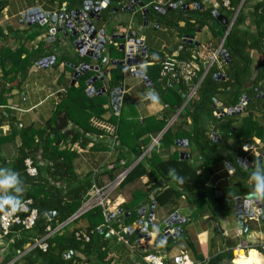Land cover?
<instances>
[{
    "label": "crops",
    "instance_id": "1",
    "mask_svg": "<svg viewBox=\"0 0 264 264\" xmlns=\"http://www.w3.org/2000/svg\"><path fill=\"white\" fill-rule=\"evenodd\" d=\"M146 1L147 4H149L153 0ZM245 1L246 0L236 9L238 13L244 5L243 13L247 17L245 24H243L241 28L243 30L248 27L250 23L248 16L252 11V7L259 0ZM182 2L188 5L199 4L203 10H196H212L227 19L228 23H230L233 18L232 14L234 9L230 5L228 9L224 8L222 6V0H182ZM111 7L101 13V21L97 23L95 21L93 22L95 28L98 30L103 28L108 35V39L112 34L122 35L123 32H129L133 29L136 35L142 38L144 46L148 48L146 60L141 61L142 64H146L144 67H150L154 63L159 64L165 56L176 53L178 47L182 44L183 37L189 36L193 37L195 43H198V48L194 47V49L198 50L203 57V59L198 61L199 78H201L206 72L204 61L207 60L211 53L219 49L222 42V39L220 40L218 37L217 27L211 30L212 23H207L202 29L189 31L180 36L178 35V29L181 30L185 26L183 22H178L175 19H166V21H164L163 24H159L155 30V21H151L146 28H142V17L138 8H135L134 15H128L121 11L116 13L114 9L117 8V6ZM33 8L40 9L42 13L57 15L66 8V4L63 3L59 5L50 0H6L4 8L0 10V31L3 34L0 36V47L8 46L11 49H15L19 44H23L25 48L30 51L36 49L39 44H42V51L39 54L42 58L39 59V62L43 60V58L55 57L54 63L59 64L57 66L52 64L47 68L35 67V65H33L29 69L27 77L20 89L13 88L10 91H5L2 95L4 105L0 106L1 136L8 138L13 137L11 141L0 144V157L6 162H10L17 157L21 145L19 136L13 134L14 130L17 133L21 127L30 125L42 128L46 122L51 120L53 110L59 98L64 96L71 88L70 83L73 71L68 65L78 66L81 63L91 66L97 65L96 62L88 59L80 60V58L75 55L70 42L65 39L59 38L55 42H47L45 40V35L47 34L49 26L41 28L37 24L27 25L23 22L22 15ZM179 10L180 9H177L175 11ZM215 23L219 29L222 28V25H220L216 19ZM248 28L251 33L255 32L253 25ZM22 32H38L39 36L35 40H26L27 34H21ZM200 46H207L208 51L201 52ZM109 57L110 59L119 60L121 55L119 53H110ZM250 57L253 61L254 77L257 72V64L263 60V57L254 52H250ZM62 58L67 59V61L62 62ZM223 64H225V62L221 58L220 63L214 66L220 71L219 73L224 77V80H226L223 74ZM144 67H142V71ZM112 69L114 68L108 65L103 72H101L106 79V89L109 87ZM143 74L149 81L144 72ZM8 79L3 77L0 72V80L6 86H9V82H7ZM74 87H77V83ZM101 87L102 84L99 82L94 85L96 90ZM117 88L121 89L122 101L123 98H126L129 103V106L124 108V118L128 122L138 123L139 126H141L145 120L151 117H159L163 114L165 109L162 102L157 97L156 90L152 86L148 88L141 77L127 72L125 73L122 68L121 79L118 82ZM150 92L152 93V97L155 98L154 100L148 96ZM262 92L264 93L263 86L259 93ZM257 101L259 104L254 106L251 113L253 120L263 129L264 137V95L263 98H261L258 94ZM188 102L186 97L181 108L175 115H172L166 126L165 132L170 128L172 133H176L180 125L185 131H190V120H186L187 125H184L183 119L181 116L179 117ZM217 102L223 105L222 102ZM247 103H249L248 100L246 101V104ZM106 107L112 108L109 100ZM121 108L122 102L119 111ZM245 114L244 107V110L239 116H234L237 121L236 126H239V122ZM109 117L110 113L108 111L104 118L108 119ZM124 130L125 145L120 143L117 150L110 151L101 145L91 144L89 142L85 148H80V150L74 152L75 155L73 159H71V166L75 180L79 182L84 181L88 179V177H91L93 173L99 171L101 176L97 178L96 183L101 187L112 185L116 175L122 172H125V175H127L138 164H143L145 170L150 172L151 169L147 161L152 158V150L156 152L160 161L167 160L173 154L178 155L179 160H181L179 155L185 154L191 164L198 166L202 163L201 159L193 153L191 146L178 147L175 145L176 141H184L186 139L175 140L168 152L161 153V150L157 149V144H154V141L158 142L161 135L165 133L163 132L164 130L156 138L149 134H145L136 141L134 140L135 133H129L127 127H125ZM217 141L220 142V139L218 138ZM137 149L140 150V155L138 157L134 153V150ZM224 152L226 156L231 157L234 164L238 165L239 159L242 160L244 165L246 164L245 166L238 165L242 172H247L255 168L258 166L257 163L259 161L264 164V140L261 141L259 138H253L248 145H245L242 151H239L233 142H229L228 148ZM230 167L232 168L230 164L224 161L211 165L212 174L206 187L213 190L215 198H225L227 204L224 210L218 212L211 211L202 196L193 197L183 191H181V196L178 199L171 198L163 204L156 203L153 200L156 191L158 192L167 187H176L170 177L167 179L159 177L158 184L161 189H156L151 193H148L149 178L146 175L136 179L134 178L124 183L119 188L112 189L105 202L104 208L101 207L104 222L103 224L99 223L96 227L98 233L104 230L103 233L105 235L103 240H105L106 246L102 251L105 253V258L99 259L94 253L85 255L82 252L66 250L62 253L61 259L65 263L66 261H72V264H104L100 261H106L107 264H144L143 258L146 255L156 254L167 264H172L173 258L180 255L187 256L188 259L195 264H208L210 260L222 255L233 257V249L238 244L242 243L250 247L251 250L244 259H236L233 257L231 264H264V257L254 250L263 249L264 247V222H261L258 216H255L254 219H247L244 221L247 225L246 233L242 235L238 234V223L234 216L236 207L234 200L240 196H234V193L237 192L235 185L238 180L233 177L234 170L231 172ZM2 177L3 176L0 175V178ZM240 183L242 182L240 181ZM246 185L251 186L252 181H247ZM7 191L8 190L0 191V198ZM259 199L264 202L262 197H259ZM151 203H154L155 206L152 223L147 227L146 232L149 234V240L140 239L138 233L141 230V226L138 225V221L141 220V217L138 212L141 209H145L143 213V222L146 221L150 212ZM82 206L76 213L82 209ZM94 207L96 206H93L91 209ZM120 210L128 213V216L121 224L107 221V217L110 214H114L117 217L118 211ZM174 214L179 217L180 221L183 220L184 223L169 228V230L174 231L178 228L179 232L177 235L170 232L168 236H165L164 231H166V225L164 222ZM79 217H71L64 223L58 225L52 233H56L63 238H68L75 232L86 233L91 227V223L88 218ZM51 218L49 217V219ZM127 228H131V231L126 236L127 245L122 243L117 235H111L109 233V230L112 229L115 233L121 234L122 230ZM11 232L8 239L0 240V264L8 256H13V259L8 264H42L41 261L34 256L24 260V258L31 253L32 247L30 244L24 246V252L22 254L19 256L14 255L10 246L12 241L18 237V233L15 232V230ZM158 237L163 239L157 243L156 240ZM69 251L72 252V255L69 258L63 257V254Z\"/></svg>",
    "mask_w": 264,
    "mask_h": 264
},
{
    "label": "trees",
    "instance_id": "2",
    "mask_svg": "<svg viewBox=\"0 0 264 264\" xmlns=\"http://www.w3.org/2000/svg\"><path fill=\"white\" fill-rule=\"evenodd\" d=\"M50 1L59 5L65 3L67 9H69L83 0ZM241 1L228 0L229 5L234 9L232 16ZM5 2L6 0H0V10L4 8ZM110 2L111 6H117L119 0H110ZM243 7L244 5L238 11L234 24L222 45V50H225L231 59L228 64H223V74L226 80H215L214 75L220 71L215 66L210 67L201 80L195 97L189 100L187 106L179 115L183 119L184 125H187L186 120H190V131H185L181 125L177 128L176 133H172L171 129L168 128L157 142V149L161 150V153H165L173 146L175 140L186 139L193 153L201 159V165L195 166L191 164L189 159L179 160L176 154L171 155L167 160L160 161L156 152L152 150V158L147 161L151 171L147 172L143 164H138L130 173L125 175L120 186L134 178L146 175L149 178L148 193H151L160 188L158 184L159 177L163 179L170 177L176 187H167L158 192L156 191L153 198L156 203L163 204L171 198L178 199L181 196V191H183L193 197L202 196L210 210L218 212L227 207L226 199L222 197L215 198L213 190L207 188L206 185L211 178V165L224 161L232 166L234 170L233 177L238 180L235 185L237 192L234 193V196L244 197L255 193L253 177L257 174H264V164L259 161L258 166L255 168L242 172L241 168L234 164L231 157L226 156L224 152L228 148L229 142H233L238 150L242 151L253 138L264 140L263 129L253 120L251 113L254 106L259 104L257 96L264 84V0L257 1L248 16L251 23L248 24V27L253 25L254 33H251L248 27L244 30L241 29L247 17L243 13ZM148 9L150 13L147 20L148 22L155 21L154 25L159 26L166 19L183 22L185 26L181 30L178 29V35L180 36L189 31L202 29L207 23L213 24L211 30L217 27L220 40L225 34L223 27L219 29L215 23L212 10H195L185 13L179 10L177 11L178 14L174 10L161 15L153 6ZM23 33L25 32L21 34ZM26 34V40H35L39 36L38 32H26L24 35ZM2 35L0 31V36ZM42 46V44H39L36 49L30 51L23 44H19L15 49L8 46L0 47V72L3 77L9 78L7 81L9 86H6L0 80V106L4 105L2 95L5 91L21 88L29 69L42 58L39 55ZM180 46L182 49L178 58L183 61H191L190 52L193 51L194 47L184 43ZM109 50L111 53H117L113 46H110ZM250 52L263 57V60L257 64V72L254 77ZM61 60H63L62 62L67 61L64 58ZM53 64L57 66L59 63ZM143 72L156 90L157 97L162 102L165 110L161 116L151 117L145 120L141 126L138 123L128 122L124 118V108L129 106L126 98H123L122 108L116 115L112 108L106 107L108 103L106 97L87 96L85 83L89 75H86L77 81V87H71L64 96L59 98L51 120L46 122L42 128L30 125L21 127L17 133L15 130L13 131L14 135L19 136L21 145L14 160L6 162L0 157V175L17 173L18 183L15 187L19 191H7L1 198L11 195L21 199L22 202L31 200L29 209H34L37 213L34 226L31 229H24L19 225L12 227L11 231L15 230L18 233V237L12 241L10 246L15 256L22 254L24 246L30 244L32 247L31 253L24 260L34 256L42 264H72V261H66L65 263L61 259L62 253L66 250L82 252L85 255L94 253L99 259L105 258V253L102 251L106 246V242L103 240L104 230L98 233L96 228L99 223L103 224L104 222L102 208L99 206L79 217L88 218L91 223V227L86 231L89 236L88 242L77 241L74 236L76 232L68 238L52 233L58 225L75 215L88 199L93 181L96 182L97 178L101 176L93 178V175H91V177L81 182L75 180L71 166V159H73L75 153L66 146L67 144L78 143L80 148H85L88 145V140L85 139L87 134L116 135L118 146L114 150H117L120 143L125 145V127L128 128L129 133H135V141L145 134H149L154 138L159 136L166 128L172 115H175L181 108L184 102L182 95L187 92L182 83H168L166 79L161 80L159 78V64L154 63L150 67H144ZM110 74L108 91L117 88L121 79L122 68L116 67L111 70ZM243 96L247 98L249 103L245 106L246 114L241 118L239 126H236L237 121L234 116L217 117L214 115L215 110L212 107L214 100L222 102L223 106L229 109L234 108ZM108 111L110 117L105 119L104 116ZM214 133L217 135V139H220V142L213 140L212 135ZM12 138L2 137L0 131V144L9 142ZM62 144L64 145L63 149H61ZM134 153L138 157L140 150H134ZM27 158H39L44 164L43 166L35 165L37 175L34 177L28 176L25 172L24 162ZM249 180L252 181L251 186L246 185ZM262 198L264 200V197ZM6 211H8L6 208H0V216ZM49 213L54 214L51 219L48 217ZM19 216L21 219L26 217L24 214ZM11 231L5 237L6 239L10 237ZM43 238H45L47 245L45 251L34 246L35 241ZM161 239L163 238L158 237L156 242H160ZM254 250L264 257L262 249ZM12 257H6L1 264H8L13 259ZM231 261H233L232 256L222 255L210 260L208 264H231ZM100 262L107 264L106 261Z\"/></svg>",
    "mask_w": 264,
    "mask_h": 264
},
{
    "label": "water",
    "instance_id": "3",
    "mask_svg": "<svg viewBox=\"0 0 264 264\" xmlns=\"http://www.w3.org/2000/svg\"><path fill=\"white\" fill-rule=\"evenodd\" d=\"M244 0H242L241 4ZM175 3L173 9L179 8L182 12H188L191 10H203L199 4H184L178 0H173ZM146 0H119L117 3V8L114 9L116 13L122 12L128 15H134L135 8H138L141 17H142V28H146L149 25L147 16L150 13V10L146 8ZM111 7L110 0H83L78 5H75L73 8L67 9V7L59 14H48L42 13L40 9L33 8L29 11H26L22 15V21L27 25L37 24L41 28L49 26L47 29V34L45 35V40L47 42H55L59 38L65 39L70 42L72 49L75 52V55L80 58V60H91L96 62L97 65H87L81 63L78 66L68 65L73 71L72 80L70 83L71 87L77 83V81L86 75H89L88 80L85 83L86 94L87 96L95 97H106L108 98L110 105L115 113L119 112L122 92L119 88H114L111 91H108L105 86L106 79L102 72L108 65L116 68H131L137 67L140 60L147 56L148 48L144 46L142 38L136 35V32L133 29L129 32H123L122 35H111L108 39V35L105 30L102 28L100 30L95 28L94 21L97 23L101 21L103 11H106L107 8ZM172 8H168L166 11H170ZM161 15L165 14L164 10L155 9ZM214 18L225 30V34L222 38L221 44L224 42L226 35L230 30V24L227 19L220 16L218 13H213ZM157 25H154V29H157ZM118 42V43H117ZM182 43L192 45L193 47H198V43H195L193 37L184 36ZM113 46L116 49V52L121 55L119 60L110 59V50L109 47ZM221 58L226 64L230 62V57L225 50L220 52ZM55 61V57H50L41 60L39 63L35 64V67H44L47 68L51 66ZM133 75L139 76L146 83L148 88H151V83L146 79L141 69H138ZM91 76V77H90ZM215 80H224L222 75H214ZM102 84L100 89H95L94 85L97 83ZM264 88V84H263ZM264 93H259V96L263 98ZM148 96L152 97V93H148ZM182 99L186 100V96L182 95ZM247 98L243 96L240 99L239 104L233 109H228L223 107L216 100L213 101V109L215 114H218V117H232L239 116L246 106ZM166 128L163 132H165ZM214 141H217V135L214 133L212 135ZM175 145L178 147L189 146L186 140L176 141ZM180 159H187L185 154H180ZM243 162L241 159L238 160V165H241ZM246 165V164H245ZM230 171L233 169L230 167ZM219 196V194H218ZM236 204L235 207V219L238 223V234H245L247 231V225L244 223L247 219H254L255 216H258L261 222H264V202H262L259 197L254 194H249L244 197H239L234 200ZM154 203H151L150 212L146 221L143 222V213L145 209H141L138 213L141 217V220L138 221V225L141 226V230L138 233L140 239L149 240V234H147V227L152 223ZM79 212L76 213L72 218L78 216ZM53 213H49L48 217H53ZM128 216V213L118 211V216L110 214L107 217V221H112L114 223L121 224L122 221ZM184 221H180L179 217L174 214L172 217L167 219L164 224L166 225V231L164 235L168 236L170 234L169 228L172 226L182 225ZM130 232L131 228H127ZM179 229H175V235H177ZM72 255V252H66L63 254V257L69 258Z\"/></svg>",
    "mask_w": 264,
    "mask_h": 264
},
{
    "label": "built area",
    "instance_id": "4",
    "mask_svg": "<svg viewBox=\"0 0 264 264\" xmlns=\"http://www.w3.org/2000/svg\"><path fill=\"white\" fill-rule=\"evenodd\" d=\"M182 2V0L180 1ZM244 2V1H243ZM183 3V2H182ZM175 3L173 0H153L151 3L146 5V8L148 7H155L156 9L160 10H165L168 8H173ZM222 6L224 8H229V2L228 0H222ZM237 13V11H236ZM233 15L232 20L230 21V29L235 21V17L237 14ZM222 45H220L219 49L216 50L215 52L211 53L210 56L207 58V60L204 61V67H206V72L204 73L205 75L209 71L210 67L220 63L221 56L220 52L222 51ZM198 48V47H196ZM200 51L201 52H206L208 51L207 46H200ZM182 49L181 46L178 47L177 52L165 56L164 59L159 63L160 66V72H159V78L161 80L166 79L168 83L170 82H176V83H182V85L185 87L187 91V99L192 100L195 97L196 90L203 79L202 76L199 78V66H198V61L203 59L202 54L198 51L193 49L191 51V61H183L178 58L179 52ZM147 56L143 58L142 60H146ZM139 62L137 67H123V71L126 73L134 74L138 69H142L146 64H142L141 61ZM217 75H221L218 73ZM151 98V97H150ZM122 102V98H121ZM121 104V103H120ZM118 113H116L117 115ZM215 116L218 117V114H215ZM85 139L88 140L91 144H98L101 146L106 147L107 149L114 150L118 146L117 138L116 135H91L87 134L85 136ZM154 144H157V141H154ZM68 149L71 151H78L80 150V146L78 143L74 144H67ZM64 148V145H61V149ZM35 165L38 166H43V162L39 158H27L24 162V167H25V172L28 174V176L34 177L37 175V169ZM241 165H244L243 163ZM245 166V165H244ZM93 178L96 176H100L101 173L99 171L95 172L92 174ZM125 178V172H122L118 174L112 183L109 186H101L99 187L96 182L93 181V184L91 185L89 194H88V199L86 203L83 204L82 209L79 211L78 216H82L84 213L89 211L93 206H99L103 207L105 205V202L107 201L108 196L110 195L112 189L119 188L121 185L122 181ZM31 205V200H26L22 202L21 207L14 211V212H9L6 211L0 216V240L1 239H6L5 237L8 236L10 233L12 227L14 226H22L24 229H31L34 226L35 220L37 213L34 209H29V206ZM20 214L26 215L25 218L21 219ZM171 233L175 234L174 230H170ZM109 233L111 235H117L119 240L127 245L126 241V236L129 233L127 229H123L121 234L115 233L112 229L109 230ZM75 239L77 241H83V242H88L89 241V236L86 233L83 232H76L75 233ZM34 246L39 247L41 250L45 251L47 248V245L45 243V238L42 240H37L35 241ZM251 250L250 247H247L245 244H238L232 251L233 257H237L238 252H243L244 256L248 255V252ZM264 250V247L263 249ZM144 264H167L159 255L156 254H148L143 258ZM172 264H195L192 263L187 256L185 255H180L178 257L173 258Z\"/></svg>",
    "mask_w": 264,
    "mask_h": 264
},
{
    "label": "clouds",
    "instance_id": "5",
    "mask_svg": "<svg viewBox=\"0 0 264 264\" xmlns=\"http://www.w3.org/2000/svg\"><path fill=\"white\" fill-rule=\"evenodd\" d=\"M18 174L13 173L11 175H5L0 178V191H19L16 188L18 183ZM255 182V195L257 197H264V174H257L253 177ZM22 205V200L11 195L4 196L0 198V208H6L9 212H14L18 210Z\"/></svg>",
    "mask_w": 264,
    "mask_h": 264
},
{
    "label": "bare ground",
    "instance_id": "6",
    "mask_svg": "<svg viewBox=\"0 0 264 264\" xmlns=\"http://www.w3.org/2000/svg\"><path fill=\"white\" fill-rule=\"evenodd\" d=\"M246 256H244L243 252H238L236 259H244Z\"/></svg>",
    "mask_w": 264,
    "mask_h": 264
},
{
    "label": "flooded vegetation",
    "instance_id": "7",
    "mask_svg": "<svg viewBox=\"0 0 264 264\" xmlns=\"http://www.w3.org/2000/svg\"><path fill=\"white\" fill-rule=\"evenodd\" d=\"M177 9H179V8H176V9H173V8H172L170 11H167V12H166V10H165V13H168V12H171V11H174V10H177ZM176 12H177V11H176ZM212 13H214V12L212 11Z\"/></svg>",
    "mask_w": 264,
    "mask_h": 264
},
{
    "label": "rangeland",
    "instance_id": "8",
    "mask_svg": "<svg viewBox=\"0 0 264 264\" xmlns=\"http://www.w3.org/2000/svg\"><path fill=\"white\" fill-rule=\"evenodd\" d=\"M109 150V149H108Z\"/></svg>",
    "mask_w": 264,
    "mask_h": 264
}]
</instances>
